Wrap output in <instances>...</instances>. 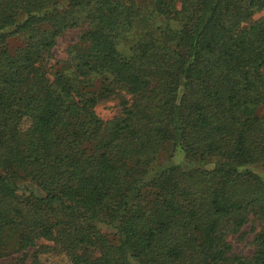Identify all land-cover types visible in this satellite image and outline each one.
Wrapping results in <instances>:
<instances>
[{"label":"trees","instance_id":"1","mask_svg":"<svg viewBox=\"0 0 264 264\" xmlns=\"http://www.w3.org/2000/svg\"><path fill=\"white\" fill-rule=\"evenodd\" d=\"M262 10L0 0V264H264Z\"/></svg>","mask_w":264,"mask_h":264},{"label":"rangeland","instance_id":"2","mask_svg":"<svg viewBox=\"0 0 264 264\" xmlns=\"http://www.w3.org/2000/svg\"><path fill=\"white\" fill-rule=\"evenodd\" d=\"M264 16V10L258 12L255 18ZM77 38V29L67 31L62 37L57 39V43L53 48L54 59L60 60L64 58L65 51L68 44L73 42V39ZM18 44V41L13 43ZM98 116L104 120L110 119L120 111L119 100L117 98H111L107 100H102L98 103L95 108ZM167 163L179 164L182 167H191L193 164L187 162L181 152L176 151L172 158L168 160ZM29 189L33 190L37 194H42L35 186L29 185ZM256 232V225L254 222L247 223L240 233L236 236H230L229 241L233 248L237 252H242L244 254H250L253 250L251 242L253 240L254 234ZM44 264H68L67 260L62 255L48 254L42 257Z\"/></svg>","mask_w":264,"mask_h":264}]
</instances>
